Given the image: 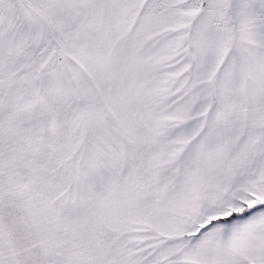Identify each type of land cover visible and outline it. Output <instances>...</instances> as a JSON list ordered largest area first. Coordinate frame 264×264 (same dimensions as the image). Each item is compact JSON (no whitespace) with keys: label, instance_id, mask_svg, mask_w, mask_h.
Wrapping results in <instances>:
<instances>
[{"label":"snow or ice","instance_id":"6c2138e0","mask_svg":"<svg viewBox=\"0 0 264 264\" xmlns=\"http://www.w3.org/2000/svg\"><path fill=\"white\" fill-rule=\"evenodd\" d=\"M0 264H264V0H0Z\"/></svg>","mask_w":264,"mask_h":264}]
</instances>
